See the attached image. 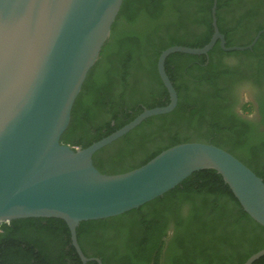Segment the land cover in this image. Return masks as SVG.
Listing matches in <instances>:
<instances>
[{
  "label": "trees",
  "instance_id": "16d2710c",
  "mask_svg": "<svg viewBox=\"0 0 264 264\" xmlns=\"http://www.w3.org/2000/svg\"><path fill=\"white\" fill-rule=\"evenodd\" d=\"M217 24L226 47L247 46L264 22L242 26L264 8L249 0L248 11L223 25L224 9L240 0H217ZM213 0H124L108 42L88 73L61 142L85 149L133 121L145 109L169 104L158 73L160 54L172 46L202 48L213 35ZM244 28V29H243ZM243 57L236 64L225 57ZM166 72L178 103L169 114L150 118L94 155L103 174L137 169L161 152L192 142L212 144L234 155L264 181V132L255 142L230 113L228 92L239 81L264 83V34L252 50L225 52L219 44L207 56L172 54ZM264 128V97L260 98ZM246 110L252 111L250 103ZM176 230L167 264H244L264 249V228L244 212L214 170L193 173L180 185L139 209L105 220L84 221L79 245L114 235L128 240L119 264H161L168 227ZM67 247H70L67 250ZM103 260V259H102ZM0 264H83L71 247L67 224L56 218L14 220L0 227ZM88 264H96L89 262ZM105 264V263H104ZM254 264H264V256Z\"/></svg>",
  "mask_w": 264,
  "mask_h": 264
},
{
  "label": "water",
  "instance_id": "95a60500",
  "mask_svg": "<svg viewBox=\"0 0 264 264\" xmlns=\"http://www.w3.org/2000/svg\"><path fill=\"white\" fill-rule=\"evenodd\" d=\"M124 0H0V227L14 220L56 218L70 231L83 264L90 261L78 242L81 222L120 216L162 197L195 172L214 170L248 216L264 228V181L231 153L212 144L171 147L145 165L122 174H103L94 155L140 126L173 112L177 92L166 72L172 54L207 56L226 47L213 0L210 42L202 48L172 46L157 61L169 104L145 109L133 121L89 147L63 144L73 106L88 73L108 42ZM264 249L244 264H254ZM100 263V261H98Z\"/></svg>",
  "mask_w": 264,
  "mask_h": 264
},
{
  "label": "flooded vegetation",
  "instance_id": "af4514ba",
  "mask_svg": "<svg viewBox=\"0 0 264 264\" xmlns=\"http://www.w3.org/2000/svg\"><path fill=\"white\" fill-rule=\"evenodd\" d=\"M248 2L249 0H240L239 6H231L233 10L224 9L221 15L224 19L222 22L223 25H228L234 16L240 17L245 11H248ZM252 16L253 18L248 17L242 21L243 27H247V25L254 22H264V8L259 9ZM263 97L264 83L261 86L256 85L250 78L239 81L227 94L231 107L230 113L234 119H237L242 124V127L238 131H243V134L247 136L249 142H255L264 132V128L261 125L259 105L260 98ZM247 103H250L252 106V111L250 112L246 110ZM212 141L208 140L206 144H212ZM175 236L176 230L172 226L168 227L160 257L161 264H167L168 257L171 255L174 247L173 240ZM127 246V239L114 235L106 236L101 241H92L90 238H86L83 241V248L85 249L86 255L90 257L89 262L96 264H119L123 258L127 257ZM71 247L73 248L72 244ZM69 249L70 247H67V250Z\"/></svg>",
  "mask_w": 264,
  "mask_h": 264
},
{
  "label": "rangeland",
  "instance_id": "374dc122",
  "mask_svg": "<svg viewBox=\"0 0 264 264\" xmlns=\"http://www.w3.org/2000/svg\"><path fill=\"white\" fill-rule=\"evenodd\" d=\"M241 59H244L243 57H239V56H236V55H233V56H229V57H225V62L226 63H229V64H236L237 62H239Z\"/></svg>",
  "mask_w": 264,
  "mask_h": 264
}]
</instances>
